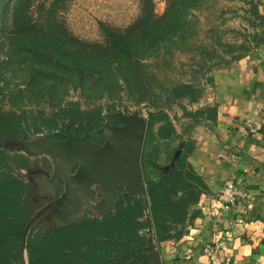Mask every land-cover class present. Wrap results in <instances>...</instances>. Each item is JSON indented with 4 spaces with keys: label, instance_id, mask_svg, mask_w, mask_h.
Wrapping results in <instances>:
<instances>
[{
    "label": "trees",
    "instance_id": "1",
    "mask_svg": "<svg viewBox=\"0 0 264 264\" xmlns=\"http://www.w3.org/2000/svg\"><path fill=\"white\" fill-rule=\"evenodd\" d=\"M201 2L172 0L168 10L160 17L149 11L130 30H108L105 45L76 40L75 49L67 51L66 44L70 43V39L62 38L57 43L59 47L54 49L56 53L61 51L59 57H55V52L45 55L39 47L22 51L28 40L25 42L24 32L19 33L18 39H14L15 42L18 40V62L39 67L25 73L24 69L21 70L29 92L41 98L48 95L57 97L62 86H74L80 91L81 98H90L85 100L84 105L62 102L50 110V115L42 114L40 126H46L48 131L59 130L49 138L64 140L60 131L78 135L97 133L106 121L104 111L109 112L115 106L113 104L111 108L108 105L104 110L103 104L93 100L105 96L113 100L121 90L122 82L137 103L146 102L158 110L147 119L145 145L172 139L174 129L162 105L185 98L193 100L197 90L194 86L173 81L172 86L161 89L167 93L161 101L155 93L154 83L162 86L163 79L148 70L143 61L158 56L163 49L170 52L174 45L185 42L187 36L193 33V25L197 21V16L193 14L194 6L198 8L196 6ZM249 3L248 12L254 17V21H250L251 26L262 28L260 37L253 41L255 46H259L264 42V15L258 10L260 0H249ZM15 11L14 18L18 11L16 6ZM256 21H259L258 25L254 23ZM210 31L218 33L215 28ZM222 47L229 49V60L222 56L217 62L215 50L209 49L206 44L201 46V58L215 59V66L219 67L242 58L249 45L241 44L243 49L238 50V56H234L236 51L231 50L232 46L222 44ZM162 60L163 64H167V59L163 57ZM1 75L0 70V80ZM156 123L160 125L154 133L153 125ZM40 128L37 127L36 131L40 132ZM100 136L97 141L90 136V140L102 144ZM28 141L21 117L0 110V142L8 145ZM15 160L19 161V168H28L25 155L16 152L9 155L6 150L0 149V264H132L127 260H116L124 249L123 243L142 247L145 237L141 231L149 226L148 219L157 242L172 239L179 234L188 210L197 203L205 189L201 179L184 159L180 158L175 168L164 172L149 154L143 153L141 164L146 186L145 199L124 198L120 194L113 208L101 217L85 215L65 226L33 227L24 244L28 223L34 211L41 206L35 202L30 183L14 172ZM120 189L123 190L122 187Z\"/></svg>",
    "mask_w": 264,
    "mask_h": 264
},
{
    "label": "rangeland",
    "instance_id": "2",
    "mask_svg": "<svg viewBox=\"0 0 264 264\" xmlns=\"http://www.w3.org/2000/svg\"><path fill=\"white\" fill-rule=\"evenodd\" d=\"M170 1L172 0H0V70L2 72L0 110L5 113L13 112L21 117L28 139L32 142H40L50 140L49 135L59 132L58 129L48 131L46 126H40L43 120L41 119L42 114L50 115V110L62 102H79L84 105L85 100L90 99L81 98L80 91L74 86L67 88L62 86L63 89L59 91L57 97L48 95L41 98L29 92L21 70L24 69L25 73L31 68L39 67L18 62L17 52L19 50L16 49L18 40L15 42L14 39H18L19 33L24 32L25 42L28 40L24 44L26 48L22 51L39 47L45 55L55 52L54 49L59 47L57 43L62 38L70 39V43L66 44L67 51L75 49L76 40L87 44L105 45L108 30L121 32L130 30L149 11H153L156 16L160 17L168 10ZM15 6L18 7V11L14 18ZM196 7L198 8L194 6L193 14L197 16V21L193 25V33L187 36L185 42L177 43L169 50L170 52H165L163 49L158 56L143 61L148 65V70L163 79L162 86L154 83L155 93L161 101L167 95L161 89L172 86L173 81L194 86L197 90L196 98L193 100L185 98L167 101L162 105L163 112L168 115V119L175 120L181 128L184 126L183 116L189 114L187 111L195 109L194 107L199 108L202 99L207 97L206 86L211 72L217 68L215 64L222 59V56L225 60L231 57V54L227 52L229 49L223 48L222 44L232 46L231 50L236 51L234 56L239 55L237 53L242 48L241 44L249 45L243 56L261 45L255 46L253 42L260 37L262 28L255 29L251 26L250 21L252 19L254 21V17L248 12L249 0H202L201 4ZM258 10L261 15H264V0H260ZM254 23L258 25L259 21ZM211 28L217 29L218 33L213 34L210 31ZM21 29L25 30L21 31ZM203 44L215 50L214 56H217V62L215 59L201 58ZM59 52L61 51H57L59 55L55 52V57L60 56ZM13 56L16 58L11 59ZM163 57L164 60L167 59V64L162 63ZM200 61L203 64H200ZM120 84H122L121 90L113 100L105 98L106 96L93 100L103 104L104 110L108 105L111 107L114 104V109L111 107V111H104L106 117L109 114L120 112L123 114L137 113L148 119L151 113L155 114L158 111L155 106L146 102L137 103L135 97L124 89L125 84L122 82ZM116 125H118L116 121L106 119L102 128ZM37 127H41L40 132L36 131ZM67 134L60 131L62 137ZM98 135L102 136L100 138L103 142L102 133L97 132L90 136L92 140L97 141L99 140ZM180 136L178 135L171 141L155 142L154 146L149 144V156L158 165L168 163L173 154L172 150L176 148L181 139ZM0 149L6 150L9 155L16 152L28 158V168H19V161L15 160L14 172L30 183L38 205L42 206L48 202L52 197L46 195L53 193L56 188L49 182L61 158L50 154L25 152L16 147L3 145L1 142ZM59 184L62 186L64 183L59 180ZM30 204L33 205L34 202L30 200ZM38 209L34 211L33 216ZM51 220H45L42 216L34 223V227L39 229L40 226L52 225L55 221Z\"/></svg>",
    "mask_w": 264,
    "mask_h": 264
},
{
    "label": "crops",
    "instance_id": "3",
    "mask_svg": "<svg viewBox=\"0 0 264 264\" xmlns=\"http://www.w3.org/2000/svg\"><path fill=\"white\" fill-rule=\"evenodd\" d=\"M207 84V97L199 108L194 107L183 116V128L170 120L174 129L172 139L181 135L172 152L184 142L179 159L186 161L205 189L188 210L178 235L159 243L151 225L144 232L153 239L161 264H211L208 251L215 246L220 261L264 264V42L248 55L215 68ZM247 123L255 132L250 131ZM159 125H153L154 133ZM145 136L146 131L141 159L143 153L149 154ZM229 181L248 197L225 208L218 193ZM93 191L95 194L89 199L92 207H84L78 220L84 215L101 217L107 211L98 209L104 195L95 187ZM65 192L66 185L59 184L46 195L52 198L38 212ZM71 205L72 201L57 203L33 220L29 230L42 216L45 220L54 219V224L67 222Z\"/></svg>",
    "mask_w": 264,
    "mask_h": 264
},
{
    "label": "water",
    "instance_id": "4",
    "mask_svg": "<svg viewBox=\"0 0 264 264\" xmlns=\"http://www.w3.org/2000/svg\"><path fill=\"white\" fill-rule=\"evenodd\" d=\"M107 121H116L118 125L101 128L103 143L90 140V135L68 133L64 140L50 139L40 142H13L6 146L16 147L29 153L50 154L59 156L52 180L49 184L57 187L59 180L66 185V192L56 201L37 212L28 223L25 231L24 244L29 227L33 220L62 201H72L70 217L65 226L78 221V215L84 207L91 208L89 199L95 191L104 195L105 199L98 209L110 210L119 197L118 187H122L121 195L126 197L146 198V186L141 167V151L147 126V119L137 113L123 114L120 112L105 116ZM184 142L174 151L171 160L161 169L168 172L178 164ZM150 225V220L148 219ZM150 231L152 229L150 228ZM128 253L122 255L132 263L161 264L160 255L153 239L148 240L143 249L131 250L127 242L123 243ZM120 259H118V262Z\"/></svg>",
    "mask_w": 264,
    "mask_h": 264
},
{
    "label": "built area",
    "instance_id": "5",
    "mask_svg": "<svg viewBox=\"0 0 264 264\" xmlns=\"http://www.w3.org/2000/svg\"><path fill=\"white\" fill-rule=\"evenodd\" d=\"M251 132H255V129L247 123ZM248 197V194L238 188L233 182L229 181L224 184L222 189L218 193V199L221 203L224 204L225 208H228L230 205L235 204L237 201L244 200ZM218 252V246L210 248L208 251V256L211 261V264H229L227 261H220L216 258Z\"/></svg>",
    "mask_w": 264,
    "mask_h": 264
},
{
    "label": "flooded vegetation",
    "instance_id": "6",
    "mask_svg": "<svg viewBox=\"0 0 264 264\" xmlns=\"http://www.w3.org/2000/svg\"><path fill=\"white\" fill-rule=\"evenodd\" d=\"M117 190L119 191V195H120L121 192H122V190L120 189V187H118ZM148 227H149V226H148ZM148 227H147V228H148ZM147 228H146V229H147ZM146 229H144V230H146ZM144 230L141 231V234L145 237V244H144L142 247H141V246H138V245H134V246H130V245H129V247H130L131 250L136 251V249H137L138 247H140V249H143L144 247L147 246V242H148V240H149V235L146 234V233L144 232ZM127 253H128V250H126V249H125V246H124V249L122 250L121 254L117 257L116 260L118 261V259H120L119 262H121L122 260H127L129 263H132L130 259H128V258H123V257H122V255H125V254H127ZM132 264H137V263H132Z\"/></svg>",
    "mask_w": 264,
    "mask_h": 264
}]
</instances>
